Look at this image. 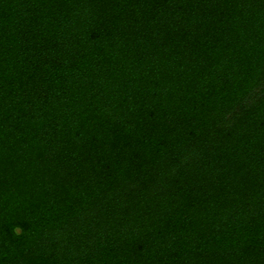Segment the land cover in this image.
Masks as SVG:
<instances>
[{
  "label": "trees",
  "instance_id": "trees-1",
  "mask_svg": "<svg viewBox=\"0 0 264 264\" xmlns=\"http://www.w3.org/2000/svg\"><path fill=\"white\" fill-rule=\"evenodd\" d=\"M0 264H264V0H0Z\"/></svg>",
  "mask_w": 264,
  "mask_h": 264
}]
</instances>
